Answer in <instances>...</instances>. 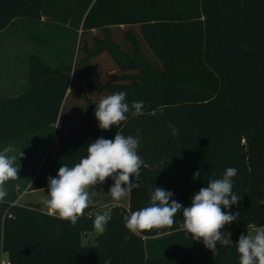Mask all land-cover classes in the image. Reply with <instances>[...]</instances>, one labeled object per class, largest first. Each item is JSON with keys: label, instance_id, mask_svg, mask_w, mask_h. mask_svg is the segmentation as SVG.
Listing matches in <instances>:
<instances>
[{"label": "trees", "instance_id": "1", "mask_svg": "<svg viewBox=\"0 0 264 264\" xmlns=\"http://www.w3.org/2000/svg\"><path fill=\"white\" fill-rule=\"evenodd\" d=\"M16 25L34 51L19 92L0 95V150L14 146L20 165L0 201V257L10 264H239L240 235L264 226V0H0V34ZM101 55L117 74L94 79L93 99L77 90L78 70L89 72ZM120 91L129 104L143 101V113L101 130L98 96ZM137 130L144 166L131 179L139 187L128 207L99 212L111 209V220L93 244L82 243L94 229L89 207L72 226L14 203L26 188H48V177L78 163L97 138ZM229 167L237 169L240 201L224 211L239 217L224 227L231 241L217 243L215 258L179 230L182 211L172 229L139 236L126 229L124 217L148 206L155 186L187 207Z\"/></svg>", "mask_w": 264, "mask_h": 264}, {"label": "clouds", "instance_id": "2", "mask_svg": "<svg viewBox=\"0 0 264 264\" xmlns=\"http://www.w3.org/2000/svg\"><path fill=\"white\" fill-rule=\"evenodd\" d=\"M126 96V92H115L95 104L94 115L101 130L120 126L128 120L129 113L133 117L143 113L144 102L133 101L129 104ZM138 134L139 130L136 136H124L117 131L114 139L99 137L88 144L87 155L78 163L71 167L63 164L55 177H48L47 195L43 199L48 214L75 226L92 203L90 190L95 185L111 178L114 184L108 192L115 202L123 200L132 188L139 187V183H133L131 179L135 177L138 181L144 166L143 159L138 155ZM16 152L17 149L11 144L0 150V201L7 196L6 182L20 178ZM23 155L21 150L19 159ZM199 175V172L194 173L193 179ZM236 175L237 169L226 168L222 178L211 179L206 187L195 192L187 207L173 199L171 191L155 186L148 206L131 211L124 217L125 227L138 236L152 230L172 229L177 214L182 211L179 230L189 235L191 240H202L215 258L217 243L224 237L221 230L239 217L238 212L224 211L240 201V195L233 192L232 178ZM110 220L111 209L96 215L93 227L102 234ZM236 251L239 264H264V226L247 230V235L241 234Z\"/></svg>", "mask_w": 264, "mask_h": 264}, {"label": "rangeland", "instance_id": "3", "mask_svg": "<svg viewBox=\"0 0 264 264\" xmlns=\"http://www.w3.org/2000/svg\"><path fill=\"white\" fill-rule=\"evenodd\" d=\"M19 27L20 25H16L0 34V95L10 94V92L15 91L20 84L25 82L27 58L28 55L34 51L33 42H30V40L25 37L27 32ZM120 32V29H113V33L117 38L119 37ZM95 35L96 33L92 32L87 36L89 45H92V38ZM88 69L89 72L85 69L78 70L83 85L79 86L77 90L84 89L83 91L88 95H91V98L96 99V95L91 94L93 92L91 88L94 79L102 82L112 81L114 75L117 74V70L107 55H101L93 59L89 64ZM103 97V95H100L98 96V99ZM74 102L80 103L77 97ZM113 184L114 181L111 178H108L104 183L97 184L94 186V189L90 190L92 203L89 205L90 211L88 212V215L93 219H95L99 212L111 206L128 207L129 194L120 202L112 200L108 191ZM47 190L48 189H41L28 192L24 198V200L27 201H23L26 202L24 205L26 207L35 206L40 210V206L44 205L43 199L47 195ZM33 202H37L38 204L35 205ZM221 231L224 233L221 242H230L231 234L224 228ZM98 234L99 233L95 229L91 232L84 233L82 243L93 244ZM4 256L6 257V255Z\"/></svg>", "mask_w": 264, "mask_h": 264}, {"label": "crops", "instance_id": "4", "mask_svg": "<svg viewBox=\"0 0 264 264\" xmlns=\"http://www.w3.org/2000/svg\"><path fill=\"white\" fill-rule=\"evenodd\" d=\"M30 42H32L31 40H30ZM52 62V61H51ZM54 62V61H53ZM25 73H26V71H25ZM22 84H20L18 87H17V89L15 90V91H12V92H10V94H17L18 92H19V90H20V86H21ZM7 95V94H6ZM44 189H48V188H44ZM41 190V189H40ZM33 191H37V190H33ZM28 192H32V191H30V190H27V188L25 189V190H23L22 192H20L19 194H18V196H17V198H16V200H15V204H17V205H20V206H25L24 204L26 203V202H23V201H27V200H24V198H25V195L28 193ZM30 203H32V202H30ZM35 205L36 204H38L37 202H33ZM41 207V211L42 212H44V213H47L48 214V212H47V208L45 207V205H43V206H40Z\"/></svg>", "mask_w": 264, "mask_h": 264}, {"label": "built area", "instance_id": "5", "mask_svg": "<svg viewBox=\"0 0 264 264\" xmlns=\"http://www.w3.org/2000/svg\"><path fill=\"white\" fill-rule=\"evenodd\" d=\"M0 264H10V261L7 259V257H5L4 255H2L0 257Z\"/></svg>", "mask_w": 264, "mask_h": 264}]
</instances>
